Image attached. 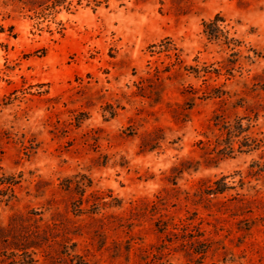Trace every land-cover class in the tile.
Here are the masks:
<instances>
[{"label": "rangeland", "instance_id": "obj_1", "mask_svg": "<svg viewBox=\"0 0 264 264\" xmlns=\"http://www.w3.org/2000/svg\"><path fill=\"white\" fill-rule=\"evenodd\" d=\"M154 262L264 264V0H0V264Z\"/></svg>", "mask_w": 264, "mask_h": 264}, {"label": "trees", "instance_id": "obj_2", "mask_svg": "<svg viewBox=\"0 0 264 264\" xmlns=\"http://www.w3.org/2000/svg\"><path fill=\"white\" fill-rule=\"evenodd\" d=\"M224 22H225V19L222 16L216 15L214 18L204 21L203 23L204 31L206 32L208 37H210L211 39H222V40H225L226 43L232 42L235 45H238L239 44L238 39L229 36V31L226 30L225 27L223 26ZM171 49L172 47H168V50H171ZM222 131L223 133L219 135L218 137H216V140H214L213 147L210 148L209 154H212L213 155L212 157H214L216 154L217 155L219 154L222 156L229 155L230 153L226 151L228 149L232 151L234 150V146H233V142H235L234 140L238 139L241 136V134L245 131V129L244 127L240 125L238 126V125L228 124L226 127H223ZM227 138L230 139V142H226ZM241 146H243L242 143H241ZM7 178H9V176ZM10 184H13V183L10 182ZM86 185L91 186V183L86 184ZM228 187L229 185L226 182V177L222 176L215 181L213 186L210 187L209 192L213 194L223 193ZM82 192L83 193H81V195H84L85 190H83ZM151 264H166V263L154 262Z\"/></svg>", "mask_w": 264, "mask_h": 264}]
</instances>
